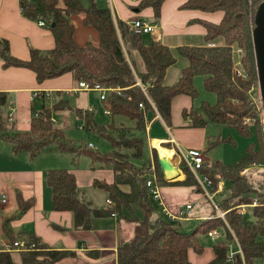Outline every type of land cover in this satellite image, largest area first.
Returning a JSON list of instances; mask_svg holds the SVG:
<instances>
[{
    "label": "trees",
    "instance_id": "16d2710c",
    "mask_svg": "<svg viewBox=\"0 0 264 264\" xmlns=\"http://www.w3.org/2000/svg\"><path fill=\"white\" fill-rule=\"evenodd\" d=\"M162 1L141 0L140 5L152 8V17L158 18ZM261 2L262 0L183 1L180 8L220 11L222 18L216 24L200 20L206 30L205 45H183L176 48L177 54L184 57L187 63L180 70V76L175 82L164 85V72L175 62L171 50L158 42L149 41L143 33L130 31L126 22L113 20L109 8L96 5L94 0H89L88 6H83L80 0H61V6L57 5V0H19L22 16L32 21L40 19L45 22V27L53 36V45L46 51L29 47V58L23 61L13 57L8 51L7 42L0 38L1 65L28 67L38 81L70 72L75 84L84 80L88 84L97 82L111 88L100 100L104 109L111 116L115 114L131 119L134 127L133 131L113 125L97 129L113 148L111 153L114 155L110 158L97 154L86 146L76 149L64 139L62 128L50 120L53 112L70 108L63 92L54 90L53 99L46 97L43 92L37 93L36 98L41 100L40 111H34L30 106L26 131L14 130L5 121L6 107L10 101L7 94L0 92V138L9 142L11 151L14 152L24 151L30 156L43 149L67 151L73 156L85 153L91 162L100 160L110 166L112 181L93 182V186L104 191L111 201L110 205L101 209L94 208L87 199L78 195L75 177L66 169H46L43 178L49 189L53 209L69 211L73 225L77 228L87 230L91 215L101 217L115 212L122 214V208H130L131 203L139 206L142 215L130 217L135 222L133 236L116 247L117 264H190L187 259L188 248L196 253L202 250L197 235L205 234L216 227H222L224 237L213 243V257L206 264H264V179L259 176L264 171L252 172L248 168L245 173L240 174L243 168L261 163L264 159L263 128L255 102L247 92L257 74L252 31L255 12ZM80 13L82 22L95 29L98 35L97 44L86 42L77 45L74 42L70 17ZM217 39H221L223 43L217 44ZM230 44L242 49L240 62L241 69L247 72L246 79L234 76L231 72ZM130 49L136 51L142 62V70L139 72L134 70L127 57ZM196 74L202 76V87L212 92L215 99L211 104L201 102L197 109H183L181 116L189 120L187 125L198 127L213 122L235 129L239 135L252 137L253 141L242 158L233 163L227 165L218 159L201 163L198 172L211 179V191H214L218 180L229 187V194L216 204L224 218L215 216L216 212L211 204L210 218L199 220L191 232H184L177 228V219L169 221L158 215L152 221L148 217L153 210L144 183L149 171L154 176L156 185L175 182L184 186H196V183L182 162L178 163V167L184 178L180 181H165L153 147L150 148L152 167L151 163L137 167L132 160L141 156L146 116L154 114L136 80L143 87L159 117L168 125L172 97L185 94L191 99L195 98L197 92L192 80ZM138 103L143 105L142 108H139ZM75 113L84 118L86 129H92L89 111L75 110ZM244 118H249L251 123H244ZM109 131L116 133V136H111ZM134 131L137 135L133 134ZM142 173L144 176L137 179ZM120 185L127 186L128 191L121 190ZM252 199L256 201L251 206L253 219L244 221L243 215L237 213L235 208L238 205L251 204ZM20 205L23 209L28 202ZM233 237L241 253L235 252L228 259V245ZM29 239L34 243L33 249L17 250L19 256L16 261L12 259L9 251H0V264H57L63 259L76 256L75 251L48 249L37 238ZM88 254L92 256L94 252L88 251Z\"/></svg>",
    "mask_w": 264,
    "mask_h": 264
},
{
    "label": "crops",
    "instance_id": "0c3cea01",
    "mask_svg": "<svg viewBox=\"0 0 264 264\" xmlns=\"http://www.w3.org/2000/svg\"><path fill=\"white\" fill-rule=\"evenodd\" d=\"M94 1L98 6L109 8L113 20L117 19L128 22L131 19L140 18L148 22L156 23L153 33L151 35L144 34V36L151 42L155 41L168 47L175 60L164 72L165 75L162 80L164 85L169 84L164 82L167 76V70L176 63L177 57L179 56L176 48L183 45L194 47L205 45L204 35L206 30H204L200 20L210 21L216 24L222 18L220 11L206 12L198 9L180 8V4L185 0H163L159 8L158 18L152 17V8L140 5L141 0ZM88 2L89 0L81 1L83 6H88ZM57 5L61 6V0H57ZM81 17V13L70 17L73 24L72 35L74 42L77 45H81L82 40H85L84 42H90L92 45L97 44L98 35L95 29L84 24ZM87 36H89L90 40H87ZM0 38L7 42L8 51L11 55L23 61L29 58V47L46 51L53 45V36L45 25H40L37 21H32L22 16L19 8V0H0ZM215 42L217 44L223 43L221 39H217ZM132 50L130 49L128 51L127 57L132 62L134 70L139 72L142 70V62L141 66L139 64L135 65V58H139V56L134 55ZM1 63L0 60V92L7 94L10 101L8 106L12 105L13 108L11 121H5L14 130L26 131L28 128L30 106L32 107L34 101L41 102L40 98H36L39 92H43L46 97L53 99L54 90H59L65 95L82 91H92H74L73 88L76 84L70 72L38 81L35 79L33 71L28 67L13 65L4 67ZM178 76L180 75L178 74ZM191 100L185 94L172 97L170 100V122L168 125L164 123L158 113L153 115L148 114L146 116L144 134L147 146L151 148L153 147L152 142L158 141L165 149L172 151L168 160L174 165L177 172L174 170L172 175L166 174L172 176L170 180L161 172L163 179L168 182L171 180L180 181L184 178V174L181 173L178 167V148L180 150L200 149L203 152V162H211L214 159H211L212 157L209 156H212L210 154L213 153L216 146H221V148L227 147L225 157L223 154L216 159L228 165L242 158L246 153V148L253 141L252 137L249 138L239 135L235 129L213 122L198 127L187 125L189 120L181 116V111L183 109L187 111L190 107H193L192 102H190ZM19 107L23 108L21 110V117L24 118V114L27 112V124L22 126L23 129L19 128L13 121L15 119L13 115ZM25 108H27L26 111ZM227 127L232 130L224 134V128ZM237 139H239L240 143L237 142ZM207 150H210L209 154L205 153ZM48 151L54 150L43 149L33 156H30L28 152L24 151L14 152L11 151L9 142L0 138V195H5V201L0 203V251H7V246L17 238L30 240V237H34L43 245H46L48 249L75 251L76 258L74 260L63 259L57 264H117L116 247L130 240L134 234L135 222L131 220V216L129 218L123 217L121 212H115V214L103 215L101 217L91 215L89 219L90 226L87 230H84L73 225L72 214L69 211L54 210L43 174L46 169L60 167H57V165L53 166L49 161V157L42 155ZM157 153L156 158L159 157ZM148 161L152 167L153 161L150 159ZM263 162L264 159L261 163H256V165L253 164L245 168L247 170L248 168L250 170L256 169L257 165ZM90 163L93 165L91 161ZM103 166H106V168L100 180L90 175V172L85 171L79 173L66 168L75 177L76 192L78 191L80 180H86L91 185H93L95 180L99 182L112 181L111 168L106 164ZM164 173L166 172L164 171ZM221 184L222 189L214 192L213 196L216 193L222 192L224 189L222 181ZM119 188L125 192L128 191L125 185H120ZM158 189L160 190L161 202L170 211L182 207L187 202H190L193 208L192 201L199 200L203 196L196 186H184L175 182L158 185ZM150 199L152 198L149 194V201ZM26 202H28V205L22 209L20 203ZM156 205L160 207L163 215L162 207L157 203ZM93 207L101 209L106 206ZM245 207H247L246 204ZM249 207L251 208V206ZM244 208L238 209L239 211L235 208V211L242 214ZM140 212H142L141 209ZM207 217H210V215L201 214V216L199 215L196 218L201 220ZM188 218V216H185V218L178 219V224L180 225V221H187ZM215 230L217 229L215 228ZM205 235L209 241H200L197 235L199 244L202 245L200 253H196L192 248H188L187 259H189L190 264H206L213 257L212 247L216 239L220 238L219 231L217 230L216 236L214 237L209 236L207 233ZM88 251L94 252V255H89ZM9 252L12 259L16 261L19 256L17 250H11Z\"/></svg>",
    "mask_w": 264,
    "mask_h": 264
},
{
    "label": "rangeland",
    "instance_id": "374dc122",
    "mask_svg": "<svg viewBox=\"0 0 264 264\" xmlns=\"http://www.w3.org/2000/svg\"><path fill=\"white\" fill-rule=\"evenodd\" d=\"M82 1V0H81ZM260 14V13H259ZM261 15V22H262V27L264 28V12H262ZM263 32H261L260 28H257L254 34V42L256 43V49L259 50L262 42L264 41V37L262 35ZM87 40L89 39V36H87ZM81 44H84L85 40H82ZM90 43V42H89ZM134 55H137L135 50H132ZM135 65L139 64L141 66V61H139V58H135ZM186 59L184 57H177V61L174 65H172L168 70H167V76L164 79V82L166 84H172L177 80L179 77L178 74L180 72V69L183 65L186 64ZM260 71V76L263 74L261 71V68L258 69ZM178 73V74H177ZM180 75V74H179ZM178 76V77H177ZM176 79V80H175ZM175 80V81H174ZM173 81V82H172ZM256 82V76L255 78L251 81V83L254 84L255 88L251 91V96L253 97L254 100H256V111L257 114L259 115V122L261 123V128H263V116L261 114V109H260V100L258 97V88L255 84ZM193 87L196 89V96L193 98L190 102H192L193 108L197 109L199 104L201 102H207L209 104L214 102V94L211 92H208L202 87V76L200 74H196V76L193 77L192 80ZM250 83V84H251ZM65 99L67 101V105L70 106L69 110L66 111H57L52 113V119L54 125L56 124L57 126L62 128V134L64 135V139L71 143L76 149H79L81 147H85L86 143H90L92 145L90 150L96 152L97 154L104 155V156H109L110 158L113 157L114 154H112L113 148H111L110 144L106 140V138L97 132V129L100 127L107 128L109 126H114V127H124L128 128L131 131H133L134 127V122L129 119L125 118L120 115H107L104 113V105L99 100V94L98 91H82V92H77V93H70L65 95ZM33 110L39 112L40 111V102L34 101L33 102ZM23 108L19 107L16 113L13 115L15 118L13 121L15 124L18 125L19 128L23 129L22 126L26 125V119H27V112H25L24 118L21 117ZM27 108H25V111ZM75 110H81V111H89L90 112V123H91V128L92 129H86L85 128V120L81 115H78L75 113ZM18 123H17V122ZM251 123V122H249ZM225 133L232 130L230 128H224ZM18 131V130H17ZM111 136L115 135L116 133L108 132ZM132 133V132H130ZM133 134L137 135V132L134 131ZM139 135V134H138ZM152 137V136H151ZM263 137H264V128H263ZM142 138L144 139V146L142 149L141 156L132 159L137 167H141L143 164L147 165L149 163V159H151V150L145 143V134L142 133ZM237 142L240 143L239 139H237ZM233 148V147H232ZM240 150V147H239ZM155 152L157 153L156 149ZM210 150H207L205 153L209 154ZM227 152V147L226 148H221V146H216L213 150V153H211L209 157H212L211 159H216L219 158V156H222ZM44 157H49V161L53 166L57 167L59 166L60 168H68L72 169L75 172H90V175L95 177L97 180H100L105 172L106 166L104 162L99 161H93V165L90 163V158L84 153H78L74 156L71 155V153L67 151H62V150H54V151H48L44 152ZM158 156V153H157ZM107 165V164H106ZM92 167H94L92 169ZM110 167V166H108ZM52 169V168H51ZM264 171V162L262 164H258L256 169H251L252 172L255 171ZM68 171V170H67ZM259 176H262L264 179V172L260 173ZM77 193L81 196L84 197V199L88 200L91 205L95 207H101L102 205L105 207L106 202V196L104 191L101 189L99 190L98 188L94 187L91 184H88L86 180H80V183L78 185V191ZM229 194V187H227L226 184H224V189L220 193H216L212 197V201L216 203L217 205L221 202L222 199H224L227 195ZM150 203H152L153 210L149 214L150 220L153 221L154 216H163L160 207L154 203L153 199H150ZM193 208L191 211L187 214L189 217L187 221L181 222L179 227H177L180 231L184 232H191V230L196 226L198 223V219L196 218L197 216H201V214H212L211 210V202L206 199V197L202 196L200 197L199 200H194L192 201ZM239 206V205H238ZM130 208H122V216L129 218L131 217H140L142 215V212H140V208L137 204L131 203ZM251 208L249 206L245 207L243 210V220L244 221H251L253 219V214H251ZM164 217V216H163ZM216 229L219 231L220 234V239H223L224 237V230L222 227H216ZM198 238L200 241L203 240H208V237L204 234H198ZM43 257V255L41 256ZM45 257V256H44ZM74 258H76L74 256ZM74 258H67L69 260H74Z\"/></svg>",
    "mask_w": 264,
    "mask_h": 264
},
{
    "label": "built area",
    "instance_id": "2783aa9c",
    "mask_svg": "<svg viewBox=\"0 0 264 264\" xmlns=\"http://www.w3.org/2000/svg\"><path fill=\"white\" fill-rule=\"evenodd\" d=\"M28 1V0H26ZM38 24L40 25H45V22L38 19L37 20ZM128 25V29L132 32H139V33H143V34H149L151 35L155 29L156 23L154 22H148L145 20H142L140 18H134L131 19L130 21L126 22ZM230 53H231V58H232V63H231V72H233L234 76H240L243 79L247 78V72H245L244 70L241 69V55H242V49L238 46H234L230 44ZM136 84L140 87V89H142L145 98L147 100V102L150 104L154 114H157L155 107L153 106V104L149 101L147 95L145 94V91L143 89V87L141 86V84L139 83L138 80H136ZM256 86H257V77H256V82H255ZM250 87L248 88L247 92L251 98V100H253V102L256 103V100L253 99V97L251 96V91L255 88L254 84L251 83L249 85ZM258 88V86H257ZM111 88H106L104 86H102L99 83H93V84H88L87 82H85L84 80L79 81L76 83L75 87L73 88L74 91H82V90H92V91H98L99 93V100L103 99L105 97V94L107 92V90H110ZM117 90V89H115ZM33 97V96H32ZM258 97H259V90H258ZM260 100V99H259ZM139 108H142V104L138 103ZM256 106V104H255ZM257 107V106H256ZM260 109H261V114H262V102L260 100ZM7 111H6V115H5V120L6 121H11L12 118V112H13V108L12 105L11 106H7L6 107ZM104 113L105 114H109V111L107 109H104ZM263 116V114H262ZM50 120L52 122L53 121L52 118H50ZM264 120V117H263ZM251 120L249 118H244L243 122L244 123H249ZM87 148H91L92 145L90 143H86L85 145ZM177 157H178V161L184 163V165L187 166L188 170L190 171V174H192L194 180H195V185L197 188H199L201 194H203L204 197L207 198V200H209L212 204V207L215 210V216L220 217L221 219L224 218L223 212L220 211L216 205V203H214L212 201V197H213V193L217 192L219 190L222 189L221 187V181L218 180L215 184V189L214 191H211L212 187V181L211 179L204 173H200L198 172L199 167L201 165V163L203 162V152L202 150H198V149H184V150H180L178 148L177 150ZM247 171V168H243L240 171V174L245 173ZM147 177L145 178V186L148 189V192L151 196V198L155 201V203H157L158 205H160L162 207V212H163V216L166 217L169 221H173V220H178L181 218H185V216H187V214L189 213V211L192 208V205L190 202H187L186 204H184L182 207H178L175 210H168L165 205L161 202L160 199V190L158 189V185H156L154 183V176L152 175V173L149 171L147 174ZM142 176H144V173L139 174L137 176V179H141ZM5 201V195L1 194L0 195V203ZM106 205H110L111 201L107 198L105 199ZM256 201L254 199H252V203L251 204H246L247 206H253L255 205ZM245 204L243 205H239L236 206L237 211H239L238 209H242L244 208ZM210 218V217H207ZM217 230L215 229H210L209 231H207V234L209 236H216ZM34 247V243L30 240L27 239H21V238H17L16 240H14L13 242H11V244H9L7 246V251H11V250H31ZM238 253L240 254V248L238 247V244H236V241L233 237V240L231 242V244L228 245V252H227V258L231 259V255L233 253Z\"/></svg>",
    "mask_w": 264,
    "mask_h": 264
},
{
    "label": "water",
    "instance_id": "95a60500",
    "mask_svg": "<svg viewBox=\"0 0 264 264\" xmlns=\"http://www.w3.org/2000/svg\"><path fill=\"white\" fill-rule=\"evenodd\" d=\"M262 12H264V0H262V2L259 4V6L255 12V25H254L253 31H252V43H253V48H254V57H255V61H256V71H257V74H256L257 86H258V90H259V99L262 102V114L264 117V41L262 42V45H261L259 50L256 49V43L254 42V34H255V31L257 30V28H260L261 32H263L262 35L264 37V28L262 27V22L260 20V18H261L260 14H262ZM259 68H261V71L263 72V74L261 76H260V71H258ZM263 128H264V120H263ZM156 160H157L160 171L163 174H165L163 171V168H162L161 160H159V157H157ZM164 160H166L168 162V164L170 166H172V168H174V170L177 172L174 165L172 163H170V161L168 159L164 158ZM171 177H168V179L170 180Z\"/></svg>",
    "mask_w": 264,
    "mask_h": 264
},
{
    "label": "bare ground",
    "instance_id": "6f19581e",
    "mask_svg": "<svg viewBox=\"0 0 264 264\" xmlns=\"http://www.w3.org/2000/svg\"><path fill=\"white\" fill-rule=\"evenodd\" d=\"M152 146L158 151L159 159L161 160V164H162V168L166 172L165 174L172 175L174 168H172V166H170L168 162L164 160V158L168 159L170 157L172 151H168L167 149H165L163 146L160 145L158 141L152 142ZM168 177H171V176H168Z\"/></svg>",
    "mask_w": 264,
    "mask_h": 264
}]
</instances>
